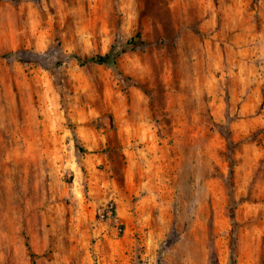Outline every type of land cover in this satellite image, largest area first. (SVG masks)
Returning a JSON list of instances; mask_svg holds the SVG:
<instances>
[{
	"label": "rangeland",
	"instance_id": "obj_1",
	"mask_svg": "<svg viewBox=\"0 0 264 264\" xmlns=\"http://www.w3.org/2000/svg\"><path fill=\"white\" fill-rule=\"evenodd\" d=\"M262 261L264 0H0V264Z\"/></svg>",
	"mask_w": 264,
	"mask_h": 264
},
{
	"label": "trees",
	"instance_id": "obj_2",
	"mask_svg": "<svg viewBox=\"0 0 264 264\" xmlns=\"http://www.w3.org/2000/svg\"><path fill=\"white\" fill-rule=\"evenodd\" d=\"M136 38H141L139 32H137L133 37H131L127 41V45H135L136 44L135 43ZM120 52H122V51L121 50L118 51V50H116V48H113L110 52H108L107 54H104V55H95V56L87 57V58H82L80 56H75V57L77 58V60L81 64L88 62V61H91V62L100 63V64H110V65L116 67L117 66V57L119 56ZM3 56L11 57V56H13V53H4ZM233 145H234V140L231 139V137L229 136L227 138V147L229 148V152L232 151ZM78 147H79V149L84 150L83 147L79 144H78ZM232 164L233 163L231 162V167H232ZM231 173H232V170H231ZM260 264H264V261H262Z\"/></svg>",
	"mask_w": 264,
	"mask_h": 264
}]
</instances>
